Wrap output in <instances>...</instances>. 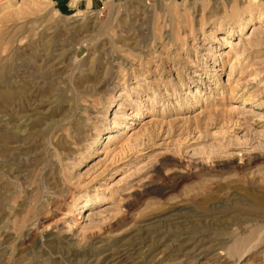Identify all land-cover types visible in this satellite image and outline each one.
I'll list each match as a JSON object with an SVG mask.
<instances>
[{"label": "rangeland", "instance_id": "obj_1", "mask_svg": "<svg viewBox=\"0 0 264 264\" xmlns=\"http://www.w3.org/2000/svg\"><path fill=\"white\" fill-rule=\"evenodd\" d=\"M66 3L0 0V264H264V0Z\"/></svg>", "mask_w": 264, "mask_h": 264}, {"label": "bare ground", "instance_id": "obj_2", "mask_svg": "<svg viewBox=\"0 0 264 264\" xmlns=\"http://www.w3.org/2000/svg\"><path fill=\"white\" fill-rule=\"evenodd\" d=\"M256 28H252V31L251 32H253L254 30H255ZM230 32L231 31H229V33L228 34H230ZM226 38L227 37H225L224 35H220V36H218V40L220 41V42H225V40H226ZM223 61H221L220 63H222ZM21 65V64H20ZM216 70H219V68L216 66L215 67V69H214V72L216 71ZM119 106H118V108H117V110H120L121 108H122V106L123 105H120V104H118ZM236 106V105H235ZM152 109V108H151ZM116 110V111H117ZM202 112H204V109H201V111H199L198 113H196V115H200V114H202ZM147 113H149V112H147ZM131 116V115H130ZM190 117H192V116H190L189 114H187V115H185V117L183 118V119H185V118H190ZM128 118H133V117H128ZM153 121L155 122V120H154V118H151V117H149L148 119H143V120H141V124H140V128H139V130L137 129V131H131L130 133H129V136L128 137H130L129 139H138V138H140V137H138V134L140 133V131L141 130H144V129H146V127H148V126H150V125H152L153 124ZM125 128L127 127L126 125L124 126ZM145 131V130H144ZM112 134V133H111ZM115 138H113V136H110V135H107V142H111V141H113ZM135 141V140H134ZM115 147V146H114ZM114 147H111V146H109V144L108 145H106V147H105V152H109L110 150L113 152L114 150H116V147L114 148ZM94 197L93 198H95V201H98L99 199H103V198H101V197H99L98 195H93ZM89 200V199H88ZM101 203V202H100ZM106 205V204H105ZM108 207L109 206H102V207H98V208H95V209H90V210H88V211H86V218H84V219H86V221L88 220V219H90L91 220V222L93 221V220H95L96 218H98V217H100V216H102V215H104V214H107L108 212H109V210H108ZM254 207H255V209H257V211L258 210H260L261 209V204L260 203H255L254 204ZM94 208V207H93ZM261 211V210H260ZM262 213V212H261ZM263 215H264V213H263ZM90 220H88V221H90Z\"/></svg>", "mask_w": 264, "mask_h": 264}, {"label": "crops", "instance_id": "obj_3", "mask_svg": "<svg viewBox=\"0 0 264 264\" xmlns=\"http://www.w3.org/2000/svg\"><path fill=\"white\" fill-rule=\"evenodd\" d=\"M58 1L60 2L61 0ZM99 1L101 0H67V3L64 5V7H66L67 10L75 8L78 9L91 4H99Z\"/></svg>", "mask_w": 264, "mask_h": 264}]
</instances>
